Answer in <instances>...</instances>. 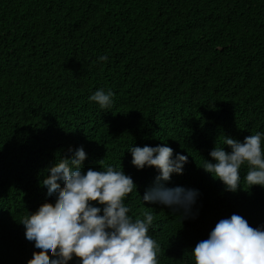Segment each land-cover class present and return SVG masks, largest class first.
<instances>
[{
  "label": "trees",
  "instance_id": "1",
  "mask_svg": "<svg viewBox=\"0 0 264 264\" xmlns=\"http://www.w3.org/2000/svg\"><path fill=\"white\" fill-rule=\"evenodd\" d=\"M98 89L114 93L112 108L90 101ZM257 132L264 0H0V264L32 258L19 221L54 203L41 182L80 146L83 171L121 166L133 179L126 203L134 218L154 214L159 264H193L191 249L220 219L264 225V188L248 187L246 167L235 193L199 167L223 136ZM163 143L188 155L165 186L199 191L195 219L141 201L158 172L137 170L127 150Z\"/></svg>",
  "mask_w": 264,
  "mask_h": 264
},
{
  "label": "clouds",
  "instance_id": "2",
  "mask_svg": "<svg viewBox=\"0 0 264 264\" xmlns=\"http://www.w3.org/2000/svg\"><path fill=\"white\" fill-rule=\"evenodd\" d=\"M99 61H107L100 56ZM100 109H110L114 103L111 90H96L89 97ZM223 146L209 151L201 167L219 180L226 191L241 188V169L250 188H264V133L249 135L241 142L223 136ZM225 146L228 151L225 150ZM131 164L142 170L152 167L158 175L153 185L139 195L144 205H162L178 212L181 222L195 219L193 211L200 195L196 189L181 186L166 187L173 174H183L188 155L176 153L166 143L156 146H129ZM87 154L82 146L47 169L42 180L47 196L45 202L19 221L25 238L35 251L27 264H159V244L149 231L154 226V214L144 212L143 218L130 215L126 203L137 185L119 169L107 165L104 170L83 171ZM193 264H264V225L250 226L241 215L220 219L207 238L191 249Z\"/></svg>",
  "mask_w": 264,
  "mask_h": 264
}]
</instances>
